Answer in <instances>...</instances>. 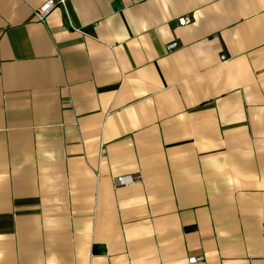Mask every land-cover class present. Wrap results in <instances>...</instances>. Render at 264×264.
I'll return each mask as SVG.
<instances>
[{"label":"crops","instance_id":"crops-1","mask_svg":"<svg viewBox=\"0 0 264 264\" xmlns=\"http://www.w3.org/2000/svg\"><path fill=\"white\" fill-rule=\"evenodd\" d=\"M44 1L0 0V264H264V0Z\"/></svg>","mask_w":264,"mask_h":264},{"label":"built area","instance_id":"built-area-1","mask_svg":"<svg viewBox=\"0 0 264 264\" xmlns=\"http://www.w3.org/2000/svg\"><path fill=\"white\" fill-rule=\"evenodd\" d=\"M61 2H64V0H46L44 1L39 7L36 8L35 10V15L37 17V19L39 20H45V18L47 17V15L49 14V12L55 7L57 6L58 4H60ZM190 21V19L188 17H185V16H182V17H179V23L180 24H186ZM178 45V42L173 40L171 41L169 44H168V47L169 48H173L175 46ZM226 55L225 54H222L221 55V58L222 59H226ZM130 179H133L132 176H129ZM116 181L117 182H125L126 181V176H117L116 177ZM202 258V256H192V257H189V261L190 262H195L197 260H200Z\"/></svg>","mask_w":264,"mask_h":264}]
</instances>
